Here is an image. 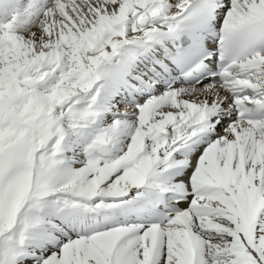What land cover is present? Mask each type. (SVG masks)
I'll return each instance as SVG.
<instances>
[{"label":"bare ground","instance_id":"obj_1","mask_svg":"<svg viewBox=\"0 0 264 264\" xmlns=\"http://www.w3.org/2000/svg\"><path fill=\"white\" fill-rule=\"evenodd\" d=\"M195 1L17 0L12 14L0 25V65L5 56L16 60L25 54L26 70L18 79L23 86L19 90L29 98L26 106L14 102L13 109H28L27 116L16 118L20 122L31 119V126L30 131L15 129L21 162L0 182V264H264V162L257 163L255 157L243 175L239 163L225 154L227 189L214 175L211 185L195 184L183 190L189 196L179 202L183 213L172 223L146 227L141 223L144 211L130 215L131 210L153 201L157 188L151 182L158 166L179 168L187 163L175 151L171 158L168 145L155 143L160 133L172 137L199 122L204 113L205 124L217 122L216 137L230 145L233 153L236 142L243 141L236 133L232 105L239 88L247 85H180L174 96L159 89L128 110L125 95L113 102L104 97L108 85H115L117 79L105 67L114 65L124 46L154 37L155 23L174 19ZM216 1L225 6L220 29L264 15V0ZM14 36L22 51L11 46ZM250 62L249 85L264 89V57ZM42 92H47L50 101ZM58 106L66 115L56 125L49 117ZM8 118L0 116L4 122ZM78 134L87 139L85 145L71 143ZM66 140L67 146L61 148ZM111 143L119 148L110 149ZM93 148L103 158H92ZM38 149L43 153L37 154ZM199 152L187 150L186 155ZM48 154L56 157L52 166ZM108 155L117 159L116 167L105 159ZM187 164L189 173L196 168L194 162ZM245 178L254 195L255 211L251 225L243 227L231 196L242 211L248 196ZM122 213L130 216L126 223L121 221ZM11 218L17 222L5 236ZM87 222L102 228L78 237L76 231L86 229ZM134 229L147 230L145 247L124 243L126 231H138Z\"/></svg>","mask_w":264,"mask_h":264},{"label":"rangeland","instance_id":"obj_2","mask_svg":"<svg viewBox=\"0 0 264 264\" xmlns=\"http://www.w3.org/2000/svg\"><path fill=\"white\" fill-rule=\"evenodd\" d=\"M11 46H14L19 51L23 50V47L19 46V43L16 41L15 36L12 38ZM11 46L8 45V48H11ZM8 48L5 51H8L9 50ZM2 52H4V50ZM26 65H27V60H25V54L24 53H22L21 56L19 57V59H16V60H12L9 57L5 56V58L3 57L2 63L0 65V84H1V86H0V91H1L0 92V116L5 115V117H7V118L9 117L8 118V122H4V119L0 120V151L6 145H8L10 143V144L16 145L19 148L20 155H21V143L17 140V138H16V136L14 134V131L17 128H19V129L23 128V129H26L27 131H30V126H31L30 121H31V119H26V120L24 119L23 122L17 121L16 117H25V116L28 115L29 111H28V109H22L20 112H17L15 109H13V107H14V104H15L14 102H22V103H19V104L23 105V106H26V103L28 102L27 99L29 98V95L27 96V93L25 91L19 90V86L20 87H23V86L21 85V82H19V79H18V77L22 73L24 74V72L26 70ZM48 67H50V66L48 65ZM8 70H12L13 71L12 75L8 74ZM80 89L82 90L83 88L80 87ZM42 93H45V92H42ZM79 93H81V91H79ZM36 94H38V93H32V95H36ZM45 98H46V101H50V99L47 98V92L45 93ZM73 102H76V101H73ZM61 105H62V103H61ZM60 107L59 106L56 107L54 109L55 112H53L54 114L52 113L53 116L56 115L55 119L53 118V116L49 117V119H51L52 122L54 124H56V125H58L59 119L62 118L64 115H66V112L64 111V109L60 108ZM92 127H93V125H91L90 128H92ZM80 136L81 135L78 134V136H76L71 141V143H74V144L79 143L81 145L84 144L87 140H86V138L80 137ZM8 140H10V141H8ZM42 141H43V139H42ZM68 142L69 141L66 140L64 143H62L60 145V147L61 148L62 147L65 148V145L67 146ZM57 145L58 144L55 143L54 147H56ZM110 146H108V147L113 148V146H114L116 149L119 148L118 145H113V143H111ZM114 149H112V150H114ZM38 150L36 152L37 154L40 155L41 153H43V151H41V149L39 150L40 152ZM78 152L80 153V151H78ZM82 152L83 151H81V153ZM35 155L36 154H33L32 157H34ZM75 157H78V155H75ZM167 157L168 156H164V159H167ZM47 158H48L47 161L51 164V166L54 165L53 163H55L54 159L56 157H54V156L51 157V155L49 156V154H48ZM73 160H75V159H73ZM115 160L117 162V159H114V160L109 162L110 166H113V167L115 166L116 167L117 164L115 163ZM19 162H21V158H20ZM114 164H116V165H114ZM219 164H220V171H219L220 177L222 176L220 178L221 184H222V186L224 188H226L225 187L226 185H224L225 184L224 180L228 176V170H227L223 160H220ZM242 168H243V175H245V173L248 171V169H247L248 167H247V165L243 164ZM157 169H159L158 173H157L158 176H156L157 178L163 177V176H168L169 174L176 172V170H174L173 168H169V167H167L164 164H161L160 166H158ZM165 169L167 170L166 172H165ZM113 174L114 173L112 172L111 176H113ZM194 176L198 177L199 173L198 174L197 173L194 174ZM194 176L189 181H185L183 187L192 186V185H195V184L196 185H198V184H200V185L201 184H209V183H210V185L213 184L212 180L208 179V178L204 179V181H202L203 183H198L197 184L193 180ZM157 183H158L157 185L160 184V182H157ZM244 184H245L244 185L245 188H249L250 189V187L248 186L247 180H245ZM153 186H156V183ZM192 190H195V189L192 188ZM48 195H50V194L48 193L46 196H48ZM231 200H232V203L234 204L233 206H234L235 210L237 211L236 205L234 203V200H236V199L231 196ZM236 202L238 204V201H236ZM238 206H239V204H238ZM13 218H11L9 224H7L5 226V229L7 231L5 236H8V233L15 228V224H16L17 221L15 222V220ZM1 224H2V222H1V218H0V226H1ZM134 230H138V231H126L127 233L122 238V239L125 240L124 243H127L128 241H131V242H134V243L138 242L139 246H141L142 248L145 247L144 244L147 242L146 241V239H147V230H145V229H134ZM135 232H137V233H135ZM129 233H131V234H129ZM226 262H228V261H226ZM255 262L257 263V260ZM258 264H260V263H258Z\"/></svg>","mask_w":264,"mask_h":264},{"label":"water","instance_id":"obj_3","mask_svg":"<svg viewBox=\"0 0 264 264\" xmlns=\"http://www.w3.org/2000/svg\"><path fill=\"white\" fill-rule=\"evenodd\" d=\"M18 159L19 150L14 145L6 147L2 153H0V180L10 172Z\"/></svg>","mask_w":264,"mask_h":264}]
</instances>
